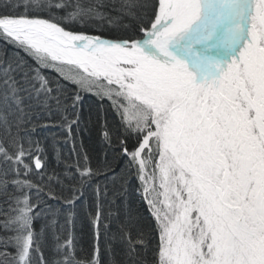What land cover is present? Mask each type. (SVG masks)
Masks as SVG:
<instances>
[{
  "label": "snow or ice",
  "instance_id": "obj_1",
  "mask_svg": "<svg viewBox=\"0 0 264 264\" xmlns=\"http://www.w3.org/2000/svg\"><path fill=\"white\" fill-rule=\"evenodd\" d=\"M20 6L0 12L24 53H0V264H264V0ZM125 21L112 38L64 26ZM87 93L119 117L101 129L111 158L81 138Z\"/></svg>",
  "mask_w": 264,
  "mask_h": 264
},
{
  "label": "trees",
  "instance_id": "obj_2",
  "mask_svg": "<svg viewBox=\"0 0 264 264\" xmlns=\"http://www.w3.org/2000/svg\"><path fill=\"white\" fill-rule=\"evenodd\" d=\"M13 4H20V7L9 8L8 12H20L23 13L24 9L22 7L23 0H11ZM152 3H155V0H151ZM5 0H0V12L4 11ZM55 11V10H54ZM59 15H64L63 12H59ZM41 15L46 16L47 13H41ZM128 24V28H115L107 26V23H104L103 27H97L96 24H90L88 26H81L80 24L73 22H66L65 27L67 30L76 31V32H86L88 34L93 35H101L104 37H119L124 35L131 28V22L125 21ZM6 52L9 56L19 54L21 56L24 55L23 52H20L18 49H15L13 45L5 43L2 39H0V53ZM31 62V61H30ZM67 70V69H66ZM71 69H68V71ZM47 75L52 76L53 78H58L57 74L52 71H47ZM61 83H65V81L61 80ZM70 88H73V85H69ZM83 112L85 116L90 115V119L87 122V126L85 130L81 133V138L84 142L85 148L91 151L93 158L104 159L105 153H108V157L111 158V152L108 150L106 145L103 142V137L101 134V129L105 122L111 127H115L119 123V117L115 113V111L111 108L110 102L108 100L100 101L96 98V96L92 93L84 94V99L82 101ZM91 106V107H90ZM61 150L67 154V147L61 146ZM51 163L53 167L57 166V161L54 157V154L50 157ZM130 184L132 188L130 189V194L128 196V205H130L134 210L138 211L141 215L148 218L150 221V217L148 216V212L146 210V206L144 205L143 200L140 197V194L136 189L139 187V181L135 179V177L130 178ZM43 224V219L38 218L36 221L37 230ZM76 231L81 237V243L83 246L91 250L92 243V229L87 219L83 216V210H81L80 218L76 221ZM6 233L0 230V237L5 236ZM157 236L155 232L152 234V242L151 247L154 248L157 243ZM11 251V249H9ZM149 261L152 259L151 252L148 255Z\"/></svg>",
  "mask_w": 264,
  "mask_h": 264
},
{
  "label": "rangeland",
  "instance_id": "obj_3",
  "mask_svg": "<svg viewBox=\"0 0 264 264\" xmlns=\"http://www.w3.org/2000/svg\"><path fill=\"white\" fill-rule=\"evenodd\" d=\"M66 69H67V70H66ZM66 69H65V70L68 71V69H71V68H70V66H67Z\"/></svg>",
  "mask_w": 264,
  "mask_h": 264
}]
</instances>
